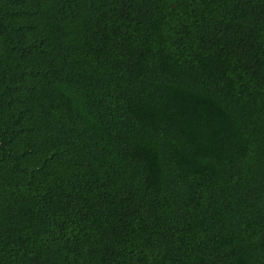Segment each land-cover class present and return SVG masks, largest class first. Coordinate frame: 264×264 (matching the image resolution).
Wrapping results in <instances>:
<instances>
[{
	"label": "trees",
	"instance_id": "16d2710c",
	"mask_svg": "<svg viewBox=\"0 0 264 264\" xmlns=\"http://www.w3.org/2000/svg\"><path fill=\"white\" fill-rule=\"evenodd\" d=\"M0 264H264V0H0Z\"/></svg>",
	"mask_w": 264,
	"mask_h": 264
}]
</instances>
